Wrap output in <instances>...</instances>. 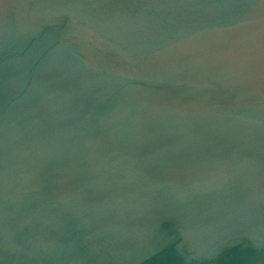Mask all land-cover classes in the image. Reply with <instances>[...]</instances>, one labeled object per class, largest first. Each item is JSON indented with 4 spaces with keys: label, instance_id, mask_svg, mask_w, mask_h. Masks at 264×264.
I'll use <instances>...</instances> for the list:
<instances>
[{
    "label": "water",
    "instance_id": "water-1",
    "mask_svg": "<svg viewBox=\"0 0 264 264\" xmlns=\"http://www.w3.org/2000/svg\"><path fill=\"white\" fill-rule=\"evenodd\" d=\"M0 264H264V0H0Z\"/></svg>",
    "mask_w": 264,
    "mask_h": 264
}]
</instances>
